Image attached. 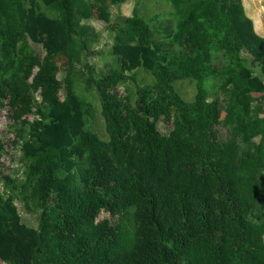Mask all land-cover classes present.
Listing matches in <instances>:
<instances>
[{
  "label": "trees",
  "instance_id": "16d2710c",
  "mask_svg": "<svg viewBox=\"0 0 264 264\" xmlns=\"http://www.w3.org/2000/svg\"><path fill=\"white\" fill-rule=\"evenodd\" d=\"M127 1L0 0V111L22 166L0 177V263L264 264V37L243 0L114 17ZM90 19L113 39L100 73Z\"/></svg>",
  "mask_w": 264,
  "mask_h": 264
},
{
  "label": "rangeland",
  "instance_id": "374dc122",
  "mask_svg": "<svg viewBox=\"0 0 264 264\" xmlns=\"http://www.w3.org/2000/svg\"><path fill=\"white\" fill-rule=\"evenodd\" d=\"M243 2L245 6H247L246 8L253 9L254 7L258 13L261 12V8L264 5V0H243ZM139 4L142 13L148 19L154 17L155 14H158L159 16L167 15L168 17L171 15L175 16V11L169 3L168 5L165 6L162 4H158L157 0H140ZM134 5H135V1L128 0L120 7H112L113 16L116 17L118 13H121L124 16H130L132 14ZM262 14L264 15V11H262ZM85 23L93 26L95 28V31L97 32V38L95 37V42L92 44L94 53L92 54L89 60L90 63L93 66H95L97 73H100L108 69L109 65L112 64L114 59V56L111 54V48L113 45L112 35L108 31L107 25L103 21L97 19H90V20H86ZM263 25H264V20H263ZM33 47L37 52V54H39L41 57H44L45 52L43 51L41 45L33 44ZM63 62H64V58L61 59L59 62L62 68H63L62 65ZM83 72L86 73L84 69L81 70V73ZM62 75L63 73H60L59 77L62 78ZM139 79L146 80L147 83L152 82V78L149 76V74H146L143 71L140 72ZM81 81L83 82L82 79ZM138 83H143V82H138ZM129 87L133 89L132 85H130ZM178 87L182 95L186 97L187 100H191L193 98V95L195 93V87L192 83L188 81L179 82ZM118 92L119 94H125L124 87L123 86L118 87ZM81 94L85 95L86 98L89 100H92L94 96L93 93H87L85 90L81 91ZM65 101L66 100L63 91L61 93L59 92L57 97L58 104L59 103L64 104ZM95 105L97 108V114L92 129L100 133L103 137H105L104 120L100 114V103L98 100L95 101ZM9 115H10V111L8 110V108L3 111H0V144H2L5 148V153L2 154L0 160L2 163L0 165V177L4 175H14L15 172L19 169H20L19 175H21V171H22V166L19 162L20 152L13 145V140L15 139V137L13 133H11L8 129L9 124L11 122ZM32 118L33 116H30V119ZM172 126H173L172 122L161 121L158 125V128L163 134H168L172 130ZM219 129L222 131V134L225 136L226 129L222 127H219ZM17 204L23 220L32 226H37L38 224L37 215L28 213L23 208L21 203L18 202ZM104 218L111 219L110 215L105 211H103L100 214V216L98 217V221ZM0 264H7V263L2 262Z\"/></svg>",
  "mask_w": 264,
  "mask_h": 264
},
{
  "label": "crops",
  "instance_id": "0c3cea01",
  "mask_svg": "<svg viewBox=\"0 0 264 264\" xmlns=\"http://www.w3.org/2000/svg\"><path fill=\"white\" fill-rule=\"evenodd\" d=\"M244 4V2H243ZM245 11L247 13V15L253 20L254 22V27H255V31L261 35L262 37H264V25H263V20H264V15L262 14V11H264V5L261 8V12H257L256 9L253 7L252 8H246L247 6H245Z\"/></svg>",
  "mask_w": 264,
  "mask_h": 264
}]
</instances>
